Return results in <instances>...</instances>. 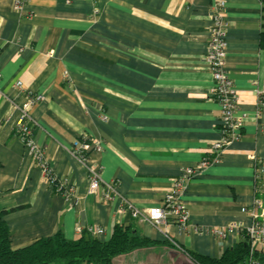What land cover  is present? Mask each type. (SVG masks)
Segmentation results:
<instances>
[{
    "label": "crops",
    "instance_id": "crops-1",
    "mask_svg": "<svg viewBox=\"0 0 264 264\" xmlns=\"http://www.w3.org/2000/svg\"><path fill=\"white\" fill-rule=\"evenodd\" d=\"M215 1L227 6L225 68L239 95L242 138L189 182L188 231L173 221L157 228L135 219L126 202L142 213L160 206L173 180L211 157L221 138L206 60ZM262 23L263 0H31L22 12L14 0H0V88L18 102L29 92L45 96L33 109L35 140L77 196L68 201L50 186L14 135L18 112L0 97V209L12 249L57 234L109 241L116 226H130L153 243L113 264H197L194 257L221 259L246 242L237 232L216 239L211 229L250 225L242 208L264 203V175L256 180L257 167L264 168ZM84 137L105 145L89 157L102 172L97 194L68 150ZM111 182L121 196L106 201ZM89 227L105 233L89 235Z\"/></svg>",
    "mask_w": 264,
    "mask_h": 264
},
{
    "label": "built area",
    "instance_id": "built-area-1",
    "mask_svg": "<svg viewBox=\"0 0 264 264\" xmlns=\"http://www.w3.org/2000/svg\"><path fill=\"white\" fill-rule=\"evenodd\" d=\"M30 1L14 0V10L16 12H22ZM212 10V28L206 60L215 82L214 98L221 108V138L213 144L210 150L211 157L204 158L196 168L184 169L173 180L171 190L165 195L163 203L160 206L142 213L130 202H126L128 210L132 212V216L135 219L148 222L157 228L173 221L179 226L182 232L188 231L191 216L183 201V196L189 182L195 176L204 173L210 166L217 164L228 146L240 141L242 138L244 122L243 116L238 115L239 95L225 68L228 52V25L225 21L227 6L222 1H215L212 5ZM15 86L18 89H23V83L21 81H18ZM260 95H264V90L260 92ZM0 97L9 101L18 112L19 118L13 128L14 135L25 146L29 157L37 164L47 182L68 201L76 200L77 196L74 185L70 184L68 180L59 178L56 175L53 168L45 159L44 150L35 140V134L37 129H39V124L33 115V109L36 105L45 101V96L43 94L29 92L26 94L25 102H18L11 99L0 88ZM106 118L105 116L104 119ZM104 148L105 145L102 141L84 137L74 141L71 148L68 149L88 172L90 194H97L100 191L103 179L101 169L89 165V157L93 152L101 153ZM252 159L255 160L256 156L253 155ZM263 175L264 168L262 166L257 167L256 180H261ZM120 196L118 182L106 184L103 193L104 200L112 201L115 198H120ZM242 212L249 214L252 218L250 225L233 222L227 227L213 228L211 229V233L219 240L227 239L234 232L244 234L249 244L248 256L244 264H264V203L257 201L253 208H242ZM77 231L80 234H84L81 228H78ZM87 233L92 236H101L105 231L102 228L89 227ZM173 243L181 252L187 254L185 249L177 243Z\"/></svg>",
    "mask_w": 264,
    "mask_h": 264
},
{
    "label": "trees",
    "instance_id": "trees-1",
    "mask_svg": "<svg viewBox=\"0 0 264 264\" xmlns=\"http://www.w3.org/2000/svg\"><path fill=\"white\" fill-rule=\"evenodd\" d=\"M261 46L264 48V0ZM5 215L6 212L0 209V264H113L114 258L153 243L136 234L130 226H116L109 241L88 235L70 241L62 234H57L23 249L13 250ZM248 245V240L240 243L228 250L221 259H193L197 264H242L248 256Z\"/></svg>",
    "mask_w": 264,
    "mask_h": 264
}]
</instances>
